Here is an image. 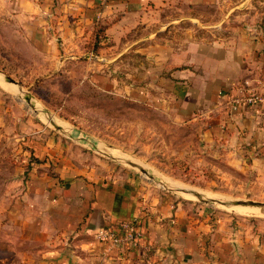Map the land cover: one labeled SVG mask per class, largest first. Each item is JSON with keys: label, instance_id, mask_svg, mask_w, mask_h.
Returning <instances> with one entry per match:
<instances>
[{"label": "crops", "instance_id": "crops-1", "mask_svg": "<svg viewBox=\"0 0 264 264\" xmlns=\"http://www.w3.org/2000/svg\"><path fill=\"white\" fill-rule=\"evenodd\" d=\"M190 6L224 16L171 15ZM234 10L254 12L255 20L230 34H197L201 26L226 28ZM2 14L47 59L48 76L81 60L84 79L97 89L192 124L211 153L264 182V106H229L236 95L264 94V0H0ZM125 60L127 70L116 71ZM3 73L0 101L22 90ZM33 104L43 121H55ZM31 123L9 213L32 229L46 258L63 250L68 264H264V221L152 186L115 162L123 160L113 149L62 121L58 131ZM125 220H135L140 244L108 249L96 233Z\"/></svg>", "mask_w": 264, "mask_h": 264}, {"label": "rangeland", "instance_id": "rangeland-1", "mask_svg": "<svg viewBox=\"0 0 264 264\" xmlns=\"http://www.w3.org/2000/svg\"><path fill=\"white\" fill-rule=\"evenodd\" d=\"M182 10L184 12L172 11L171 15H199L205 22H218L224 16L221 9L199 12L190 6ZM7 15H0V70L18 82L22 92H7L3 94L5 99L0 101V264H68L63 260V250L46 258L45 245L32 235V229L24 228L21 220L17 221L9 213L14 210L12 200L18 193L16 167L21 163L22 138L31 132V120L41 127L58 131L50 121H43L39 110L24 98L25 94L57 123L62 121L76 134L147 168L154 178L119 159L114 160L135 170L144 182L209 209L264 221V213H241L237 210L239 206L206 202L183 192V189L198 191L205 198L224 202H264V182L258 180L255 171H244L228 162L225 156L211 153L197 138L192 124L175 122L170 113L97 89L84 79L85 62L81 60H73L67 63L65 71L48 76L47 59L26 39L23 28ZM253 20L254 12L234 10L226 28H207L205 24L206 27H197V34H230L236 25L253 23ZM187 22L184 27L189 25V19ZM126 63L127 60L115 70H127ZM7 89L14 91V88Z\"/></svg>", "mask_w": 264, "mask_h": 264}, {"label": "built area", "instance_id": "built-area-1", "mask_svg": "<svg viewBox=\"0 0 264 264\" xmlns=\"http://www.w3.org/2000/svg\"><path fill=\"white\" fill-rule=\"evenodd\" d=\"M94 56V52L90 54ZM244 104H259L264 106V94L261 92L249 91L232 97L229 101V106L232 110H236L239 105ZM264 116V110H262ZM96 236L103 242H106L108 249L119 248L122 246L133 245L139 243L140 234L136 228L135 220H125L118 222L115 226L107 229H100Z\"/></svg>", "mask_w": 264, "mask_h": 264}, {"label": "water", "instance_id": "water-1", "mask_svg": "<svg viewBox=\"0 0 264 264\" xmlns=\"http://www.w3.org/2000/svg\"><path fill=\"white\" fill-rule=\"evenodd\" d=\"M3 76H4L5 81H7L8 83L20 86V84L15 79H13L12 77L6 75L5 73H3ZM21 92H22V90H21ZM24 98L27 100L28 103H30L31 105L34 106L32 97L29 94H25ZM50 121L55 126V128L63 129V126L57 124L55 121H53V120H50ZM122 160L125 163H127L133 167L138 168L141 172L147 174L148 176H150L152 178L155 177V175H153L147 168H145L141 164L134 162L132 160L126 159V158H122ZM183 192H186L187 194H191L192 196H196L197 198L202 199L203 201H206V202H219L221 204L228 205V206H247L249 208L264 211V202L253 201V200H231L229 202H224L222 200H217V199H213V198L212 199L211 198H205L198 191L183 189Z\"/></svg>", "mask_w": 264, "mask_h": 264}, {"label": "bare ground", "instance_id": "bare-ground-1", "mask_svg": "<svg viewBox=\"0 0 264 264\" xmlns=\"http://www.w3.org/2000/svg\"><path fill=\"white\" fill-rule=\"evenodd\" d=\"M6 88H11L10 86H8V85H6ZM11 89H13V88H11ZM63 124V123H62ZM63 126L66 128V125L65 124H63ZM117 153V152H116ZM172 183V182H171ZM177 184H175V186H176ZM180 185H183V184H180ZM184 186V185H183ZM186 186V185H185ZM178 188V187H177ZM215 199H217V198H215ZM237 210H240V212L241 213H246V212H251V213H254V212H261L262 214L264 213V211H262V210H255V209H253V208H249V207H238L237 208Z\"/></svg>", "mask_w": 264, "mask_h": 264}]
</instances>
